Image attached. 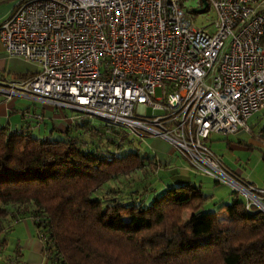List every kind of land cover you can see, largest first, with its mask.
I'll list each match as a JSON object with an SVG mask.
<instances>
[{
  "label": "built area",
  "instance_id": "2783aa9c",
  "mask_svg": "<svg viewBox=\"0 0 264 264\" xmlns=\"http://www.w3.org/2000/svg\"><path fill=\"white\" fill-rule=\"evenodd\" d=\"M187 1L21 0L0 26V43L39 70L0 80V92L150 131L193 169L263 203L264 191L236 182L205 141L251 134L248 122L264 109V0H206L211 32L196 27L192 10L202 0L192 9ZM141 107L153 119L136 114Z\"/></svg>",
  "mask_w": 264,
  "mask_h": 264
},
{
  "label": "trees",
  "instance_id": "16d2710c",
  "mask_svg": "<svg viewBox=\"0 0 264 264\" xmlns=\"http://www.w3.org/2000/svg\"><path fill=\"white\" fill-rule=\"evenodd\" d=\"M98 148L78 137L41 140L0 128V220L8 205L28 211L51 264H264V213L257 205L232 191L230 218L222 221L225 206L202 212L207 196L191 183L149 204L143 192L117 200L109 195L132 193L118 185L107 194V182L144 170L153 157Z\"/></svg>",
  "mask_w": 264,
  "mask_h": 264
},
{
  "label": "rangeland",
  "instance_id": "374dc122",
  "mask_svg": "<svg viewBox=\"0 0 264 264\" xmlns=\"http://www.w3.org/2000/svg\"><path fill=\"white\" fill-rule=\"evenodd\" d=\"M185 5L186 8L192 9L196 5V0H188L185 2ZM195 17L197 18L196 27L206 28V31H212V27H209V25L214 15L210 9H206L203 13L196 14ZM154 94L156 98H160V88H156ZM139 113L153 119L150 108H138L136 114ZM70 115L76 116L77 120H81L82 118L87 120L88 127L82 131L78 130L75 135L78 137V142H80V144L84 146L87 145V147L91 146L93 149L98 147V149L103 150L109 149L118 154L126 153L130 149H132V151H137L138 149L141 153H147L153 157L151 161L147 162L149 166L144 170H139L134 174H128L127 177L117 178V180L113 179V181L107 182L103 187V191L107 194L110 193L107 188H116L118 185L122 187L125 194L129 191L132 193L130 195L119 193L109 195L115 197L117 200L123 197H129L130 200L132 198L137 199V193L143 192L142 194H145L144 198L146 204H149L155 196L161 195L168 188L183 183H191L200 186L203 193L207 196L201 208L202 212H213L225 206L221 210L220 219L222 221H226L230 218V194L232 191H236L238 196L245 201L248 198L249 202L257 203L256 198H253L249 193L238 190L231 185L215 183L209 175L193 169L178 153L175 154L169 141L150 131L139 129L136 132L128 124H113L111 121L96 115L83 113L74 115L69 112V116ZM248 123L252 130L251 134L239 131L234 135L228 136L210 135L205 143L207 147L221 159L226 172L236 171L237 173H241L237 174L239 178L236 179L252 181L258 189L264 191V148L259 145H254L251 142L258 139L264 142V134L261 135L260 133L264 124V109L259 114L252 117ZM149 126L150 129L158 132L159 128L157 126ZM122 137L125 138V141H122L123 144L118 147L117 144L121 142ZM111 141L115 143H111ZM170 149H172L173 152L169 154ZM154 164L156 165L155 167ZM232 174L233 173H231V175ZM152 189L153 191L146 193L148 192L146 190ZM126 190L128 191L126 192ZM252 194L254 195V193ZM188 215V213L184 215V220L187 219Z\"/></svg>",
  "mask_w": 264,
  "mask_h": 264
},
{
  "label": "crops",
  "instance_id": "0c3cea01",
  "mask_svg": "<svg viewBox=\"0 0 264 264\" xmlns=\"http://www.w3.org/2000/svg\"><path fill=\"white\" fill-rule=\"evenodd\" d=\"M20 1L0 0V26L10 17ZM38 70V66L23 59L8 57L0 43L1 81L26 80ZM69 112L74 115L77 113L87 114L75 108L57 106L32 95L21 94L10 100L5 93L0 92V128L6 127L9 132L24 128L41 140L74 139L78 130L84 129L87 120L85 118L77 120L76 116L71 115L70 117ZM36 115L41 116L42 119H37ZM251 142L264 148V144L259 140ZM171 152H173L172 149L169 154ZM230 172L233 173V176ZM230 172L227 173L246 189L251 187L260 190L252 181L236 179L239 178L237 174L241 173ZM122 177H127V175L118 178ZM253 193L255 194V192ZM238 198L249 203L248 198L246 201L240 196ZM6 209L7 214L0 220V264H51L48 260L45 243L39 236L31 214L23 210L24 208L15 205H8Z\"/></svg>",
  "mask_w": 264,
  "mask_h": 264
},
{
  "label": "water",
  "instance_id": "95a60500",
  "mask_svg": "<svg viewBox=\"0 0 264 264\" xmlns=\"http://www.w3.org/2000/svg\"><path fill=\"white\" fill-rule=\"evenodd\" d=\"M207 7H208L207 1L206 0H202L201 7L200 8H197V9H193L192 12L193 13H197V14L198 13H203L207 9ZM240 187L242 189H244L245 191H247L243 186L240 185ZM256 201H257V203H256L257 207L259 208L260 211H262L264 213V204L260 200H258V199Z\"/></svg>",
  "mask_w": 264,
  "mask_h": 264
}]
</instances>
